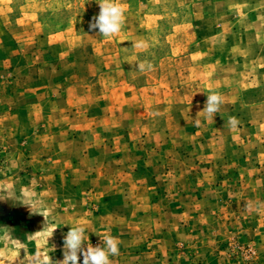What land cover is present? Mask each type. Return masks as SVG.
<instances>
[{"label":"rangeland","instance_id":"374dc122","mask_svg":"<svg viewBox=\"0 0 264 264\" xmlns=\"http://www.w3.org/2000/svg\"><path fill=\"white\" fill-rule=\"evenodd\" d=\"M120 2L105 38L96 0H0V264L81 224L112 264H264V0Z\"/></svg>","mask_w":264,"mask_h":264},{"label":"clouds","instance_id":"9594fccd","mask_svg":"<svg viewBox=\"0 0 264 264\" xmlns=\"http://www.w3.org/2000/svg\"><path fill=\"white\" fill-rule=\"evenodd\" d=\"M96 2L100 10L98 15L94 16L89 23L90 31L98 29L99 36L105 38L118 35L122 31L125 23L126 5L121 3L120 0H96ZM148 47V43L144 40L132 42V48L134 49L146 50ZM137 66L138 70L141 72L152 71L154 67L153 64L147 60L138 63ZM223 103L224 98L221 93L213 91L207 94L204 108L197 113V117L200 113H203L206 120H214V117L220 111ZM197 117L196 126H199L200 120ZM226 124L230 129H235L239 124V120L235 116H230ZM27 199L28 202L24 204L30 206L31 211H33L34 203L31 198ZM246 207L248 206L246 205ZM85 233L86 227L84 225H71L63 241V260L56 261V264H80L81 256L83 258L82 264H112L110 257L120 254V241L118 237L110 234L104 235L100 237L101 243L93 246L89 239H85ZM3 239L4 237L0 236V240ZM0 252H3V250H0ZM25 252V259L21 260L19 264H52L50 257H42L38 250H36L34 254H29L26 249ZM17 257L18 255L13 258L11 264Z\"/></svg>","mask_w":264,"mask_h":264}]
</instances>
